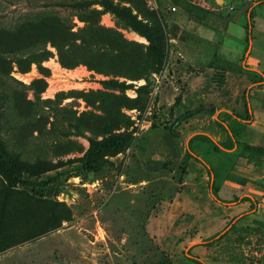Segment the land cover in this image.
Listing matches in <instances>:
<instances>
[{
  "label": "rangeland",
  "instance_id": "obj_1",
  "mask_svg": "<svg viewBox=\"0 0 264 264\" xmlns=\"http://www.w3.org/2000/svg\"><path fill=\"white\" fill-rule=\"evenodd\" d=\"M55 1L0 0V136L36 165L33 174L22 173L28 184H14L0 171V264H198L194 255L205 264H264V84L255 85L252 72L231 70L264 66V3L117 0L167 38L162 64L120 91L104 88L106 75L83 63L62 65L53 42L85 22L82 9ZM249 15L253 49L246 41ZM100 19L148 42L112 12ZM45 38L52 51L43 62L47 76L26 58L27 46L41 39L40 48ZM125 57L129 72L142 71L133 51ZM182 90L185 100L205 92L216 110L182 121L174 138L178 155L150 171L146 164L165 144L170 109ZM246 96L250 121L236 116L247 115ZM216 119L229 124L239 143L216 149L196 139L193 149L213 168L222 201L212 193L205 165L187 155L196 131L228 138ZM116 134L131 138L128 147L107 151L101 169L87 170L89 137Z\"/></svg>",
  "mask_w": 264,
  "mask_h": 264
},
{
  "label": "trees",
  "instance_id": "obj_2",
  "mask_svg": "<svg viewBox=\"0 0 264 264\" xmlns=\"http://www.w3.org/2000/svg\"><path fill=\"white\" fill-rule=\"evenodd\" d=\"M55 3L66 8L82 9L83 14H80L79 17L85 22V24L79 26L77 30H72V26L68 27L66 33L59 36L57 42H53L58 50L62 65L65 67H74L83 63L90 69L104 73L106 77L100 80L104 88L126 91L134 85V82L129 80L139 79L148 71L156 69L167 56V38L164 30L159 27L149 29L148 23L140 18L138 13L134 12L129 5L123 4L117 0H58L55 1ZM263 3L264 0H260L254 7H259ZM95 4H99L101 8L96 7ZM106 11L112 12L125 25L132 27L141 35L146 36L148 42L143 43L134 39H129L121 30L102 24L100 15ZM246 32L247 46L250 49L252 40L250 15L246 22ZM75 35L77 37H75ZM49 40V38H45L42 44L43 46L40 48H38L37 45L41 43V39L27 46L29 49L26 57L27 65L36 62L41 69L47 72L44 74L45 76L50 73V69L43 65L44 60L48 59L52 53L46 46ZM127 49L135 53L138 61L142 64V71L140 70L138 73L129 72L130 68L126 66L125 57ZM19 50L20 48L18 51ZM246 57L247 55L245 54L243 58L245 59ZM216 60L217 67L221 69L224 68L220 64V57H217ZM18 63L22 71L28 70V66H23L20 58H18ZM231 70L239 75L252 72L257 75L256 78H253L255 85L259 86L264 84V70L255 69L248 65H245L242 69L232 67ZM39 79L44 83V90L48 85L46 77H41ZM80 93L89 104L94 103L88 96L89 92L80 91ZM63 95V91L57 92V96L65 97ZM205 97V92L198 93L195 91L192 97L186 98L188 101L187 103L184 99V92L182 90L172 104L170 109L171 123L167 126V131L164 134L165 147H169L167 149L170 152L168 158L178 155L174 138L179 136L177 127L182 121L201 112H208L211 114L215 112V105L207 103ZM248 98V96L245 98L247 115L242 116L240 114H235L237 117L246 121L252 120L253 117L250 100ZM216 121L222 129L228 132V138L226 140H217L207 131H196L189 137L187 155L189 157H194L198 162L205 165L210 178L212 193L218 200L222 201L218 193L219 188L214 178L213 168L193 149V142L196 139L206 141L212 144L216 149L220 147L232 149L239 143V140L235 138L234 132L227 122H222L219 119H216ZM55 123L56 122L53 121V126ZM75 126L78 127L76 124ZM130 139L128 135L121 134L109 135L102 139L89 137L90 146L85 155L84 167L87 170L101 169L104 161L103 155L107 151H120L128 147ZM260 149H264V147H260ZM166 160L150 158V161L146 164V168L150 171H158L169 163V161ZM35 168V164H29L27 161L23 160L19 154L10 150L6 141L0 136V171L10 182L14 184L30 183V179L25 178L22 173L30 172V174H33ZM241 200L253 201L249 196H243ZM219 234L220 232H217L209 237L207 239L208 243H213ZM192 259L198 264H205L198 256L194 255Z\"/></svg>",
  "mask_w": 264,
  "mask_h": 264
},
{
  "label": "flooded vegetation",
  "instance_id": "obj_3",
  "mask_svg": "<svg viewBox=\"0 0 264 264\" xmlns=\"http://www.w3.org/2000/svg\"><path fill=\"white\" fill-rule=\"evenodd\" d=\"M161 154L164 155L165 157H167L168 155H170L169 150L165 147V144L161 145V147H159L158 149H156L154 152H152V156H156L157 154ZM157 161V160H156Z\"/></svg>",
  "mask_w": 264,
  "mask_h": 264
},
{
  "label": "water",
  "instance_id": "obj_4",
  "mask_svg": "<svg viewBox=\"0 0 264 264\" xmlns=\"http://www.w3.org/2000/svg\"><path fill=\"white\" fill-rule=\"evenodd\" d=\"M153 159H160V160H166L167 158H168V156L167 157H165V156H161V154H157L156 156H153L152 157Z\"/></svg>",
  "mask_w": 264,
  "mask_h": 264
},
{
  "label": "crops",
  "instance_id": "obj_5",
  "mask_svg": "<svg viewBox=\"0 0 264 264\" xmlns=\"http://www.w3.org/2000/svg\"><path fill=\"white\" fill-rule=\"evenodd\" d=\"M253 43H254V42H252V45H251V47H250L251 49H253V46H254ZM247 54H248V53H247ZM250 67L255 68V69H259V70H264V66H263V67H262V66H259V68H258V67H255V66H250Z\"/></svg>",
  "mask_w": 264,
  "mask_h": 264
}]
</instances>
